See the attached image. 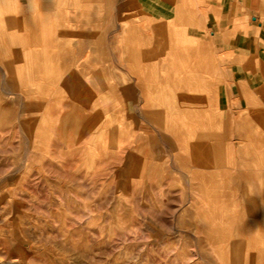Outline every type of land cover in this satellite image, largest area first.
<instances>
[{
  "label": "crops",
  "instance_id": "1",
  "mask_svg": "<svg viewBox=\"0 0 264 264\" xmlns=\"http://www.w3.org/2000/svg\"><path fill=\"white\" fill-rule=\"evenodd\" d=\"M129 1L142 13L123 27L103 0H0V78L34 100L46 70L85 111L66 130L94 125L95 149L173 164L176 212L263 224L264 0Z\"/></svg>",
  "mask_w": 264,
  "mask_h": 264
},
{
  "label": "rangeland",
  "instance_id": "2",
  "mask_svg": "<svg viewBox=\"0 0 264 264\" xmlns=\"http://www.w3.org/2000/svg\"><path fill=\"white\" fill-rule=\"evenodd\" d=\"M103 13L126 27L142 8L103 0ZM45 71L34 100L0 78V264H264V222L176 212L175 166L133 164L105 138L95 149L94 125L66 130L85 111Z\"/></svg>",
  "mask_w": 264,
  "mask_h": 264
},
{
  "label": "bare ground",
  "instance_id": "3",
  "mask_svg": "<svg viewBox=\"0 0 264 264\" xmlns=\"http://www.w3.org/2000/svg\"><path fill=\"white\" fill-rule=\"evenodd\" d=\"M237 249H238V248H237ZM239 249H240V248H239ZM239 249H238V251H239ZM224 254H225V252H224ZM238 254H239V252H238ZM238 254H237V255H238ZM242 260H243V259H242ZM232 261H233V259H232ZM247 262H248V260H247Z\"/></svg>",
  "mask_w": 264,
  "mask_h": 264
}]
</instances>
